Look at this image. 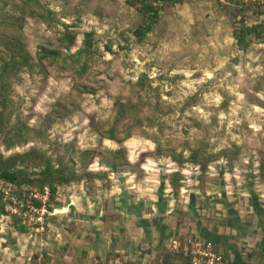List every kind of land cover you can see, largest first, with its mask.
I'll return each instance as SVG.
<instances>
[{
    "label": "rangeland",
    "instance_id": "obj_1",
    "mask_svg": "<svg viewBox=\"0 0 264 264\" xmlns=\"http://www.w3.org/2000/svg\"><path fill=\"white\" fill-rule=\"evenodd\" d=\"M21 1L0 0V20H11L0 31H13L15 24L10 23L20 19L17 24L22 26L27 49L35 59L39 45L58 46V28H49L27 16L28 9ZM40 1L57 12L61 21L74 26L77 37L68 52L80 49L83 35L93 33L94 51L106 64L101 66L100 77L98 70L91 76L94 95L77 96L70 78L45 77L38 68L15 72L7 106L0 107V154L7 158L30 151L45 152L57 162L53 163L55 168L62 167L64 175L71 171L77 176L73 180L76 183L60 188L59 195L94 201L92 205L97 209L134 196L139 213L143 209L141 215L145 217L151 211H161V199H169V217L176 213L180 219L174 223L183 229H200L199 219L212 221L216 209L213 201L219 195L205 202L194 188L199 167L169 158L157 160V145L152 138H158L163 153L169 154L173 146L178 153L185 140L204 139L205 154L226 152L229 156L211 162L209 176L224 185L236 184L242 190L236 192L244 193L246 201L250 194L264 192V40L238 50L232 38V23L240 22L242 17L232 19L234 10L225 11L216 4L217 15L208 9L184 17L177 13L176 4L170 14L163 12L151 31L137 42L132 32L143 19L125 0ZM123 32L130 37V44L121 50L114 40H120V46L126 45L119 37ZM139 80L143 84L135 86ZM116 98H133L144 109L140 120L130 122L139 126L138 131L122 144L103 139L98 133L99 126L113 117ZM145 134L152 138L146 139ZM87 153L91 157L87 158ZM54 155L62 159L60 164ZM85 169L98 176L89 181L82 176ZM39 170H28L29 178H40L33 173ZM179 170H185L187 182L177 200L170 192L167 174ZM43 190L28 185L18 188L0 179V253L2 247L10 245L6 242L12 233L24 234V264L47 263L43 238L39 244L36 240L38 236L47 238L50 232L51 191ZM15 197L26 205H14ZM10 246L16 249L19 245ZM143 254L144 250L140 256L145 258ZM129 260L128 264L135 261Z\"/></svg>",
    "mask_w": 264,
    "mask_h": 264
},
{
    "label": "trees",
    "instance_id": "obj_2",
    "mask_svg": "<svg viewBox=\"0 0 264 264\" xmlns=\"http://www.w3.org/2000/svg\"><path fill=\"white\" fill-rule=\"evenodd\" d=\"M22 1L28 9L27 16L46 24L49 28L51 26L58 28V46L52 47L48 45H39L36 58L34 59L27 49L22 26L17 24V22H21L20 19L15 18L14 21L10 23L15 24V26L12 25L14 28L13 31L9 30L7 33L4 30L0 31V107L5 108L7 106L11 90L10 81L11 78L14 77L15 72L31 70L33 68H38L45 77L70 78L73 81V93L77 96L84 94L94 95L96 93V88L92 82L91 76L96 73V70H98L99 73L97 78L100 77L103 73L101 66L105 67L106 64L101 62L94 51V34L85 33L83 35V46L74 53L68 52V50H70L75 44L77 37V33L73 30L74 26H69L61 21L62 17L58 16L57 12L48 8L40 0ZM190 1L191 0H125V4L129 8L134 9L143 19L132 32L136 37V41L140 42L143 40L146 34L151 31L153 25L163 17V12L165 14H170L174 5L184 4ZM215 2L225 11L234 10L235 15H232V19L242 17L240 22L232 23V38L235 40L238 50L244 51L251 43L262 42L264 40V19H255L249 14L250 12H256L255 14L258 16L264 14V6L255 7L252 5H240L237 7H228L221 6L216 0ZM159 3L163 4L160 5ZM251 18L253 20L252 22L249 21ZM0 21H2L0 22V27H3V24H6L11 20L3 19ZM59 27L61 29H59ZM2 32L5 33L2 34ZM126 36L127 35L124 32L119 36L122 39L121 41L126 43L124 46H120V40H117L116 38L114 40L119 42L118 46L121 50L129 47L130 37L128 38ZM112 42H110L109 46H106L108 51H111L110 46ZM142 84L141 80H139L135 86H140ZM132 99L133 98L127 100L122 98L115 99L113 117L99 126L98 133L100 137L116 144H122L132 138L133 134L138 131L139 126L136 128L130 124V122L133 120H140V115L144 113V109ZM2 115L1 111L0 120ZM0 130H2L1 125ZM145 137L148 136L145 134ZM151 138L148 137L146 139ZM200 141L201 142L185 140L182 142V149L178 153L176 149L177 147L173 146L174 151L169 154L163 153V146L158 138H152V142L157 145V151H155L154 154V157L157 160L169 158L180 164L186 163L188 165L192 164L194 167H199L200 174L197 177L195 176V188L198 189L199 194L204 198V201L208 202L213 196L212 193L214 195L217 194L216 191L221 184V181L218 178L207 174L209 165L211 162L218 161L222 158L225 159L229 156L226 152L218 153L217 156H208L205 154L207 153L205 149L206 140L201 139ZM168 142L169 141H166V143ZM185 151H187L188 154H185L187 153ZM91 155L92 154L87 153L85 156L89 158ZM56 156L57 155H54V157ZM51 157L52 156H47L43 151H30L28 153L14 155L7 158L0 154V179L5 184H13L18 188H22V186L25 185L32 188H39L42 191H44L43 189L48 188L51 191L52 202L49 204V211L52 212L54 208L62 206V197L59 195L60 188L72 184L71 182H73L77 176L75 177L73 175L74 173L71 171L68 176L64 175L62 167L55 168L53 163L57 162H54ZM56 158L60 164L62 159L58 157ZM108 165L116 168V165L114 164ZM37 168H41V170L33 173L39 175L40 178L36 180L30 179L28 176V170H34ZM262 168L264 170V165ZM85 171L86 172H84L82 176H86L89 181L93 177L98 176L96 172H91L86 169ZM183 171L185 170L173 171L167 174L171 193L177 200L184 194L182 190L186 187L187 175ZM78 178L81 177L79 176ZM85 184L88 185L87 183ZM92 184L93 183H91V185ZM2 197L3 196H1V198ZM36 205L40 206V203H36ZM2 207H4L3 204ZM1 214H3V212H1ZM184 237L185 236H179L177 238L183 239ZM119 255L120 254H112L111 256L117 257ZM161 256V261L157 264H170L172 260H179L183 264H189V261L181 254L172 253L169 249L163 250ZM125 264L128 263L125 261ZM129 264H131V262H129Z\"/></svg>",
    "mask_w": 264,
    "mask_h": 264
},
{
    "label": "crops",
    "instance_id": "obj_3",
    "mask_svg": "<svg viewBox=\"0 0 264 264\" xmlns=\"http://www.w3.org/2000/svg\"><path fill=\"white\" fill-rule=\"evenodd\" d=\"M178 6L177 13H182L184 17L208 9L211 14L217 15L215 0H191ZM255 13L249 14L252 18L264 19V14L258 16ZM233 188V191H229ZM236 191L242 190L236 184L229 186L221 182L217 194L208 200L210 203L219 195V199L213 201L217 209L214 210L213 220L205 223L199 219L200 229H192L191 226L183 229L178 223L175 224L180 218L176 213V216L169 217V199H161V211H151L144 217L141 215L143 209L139 213L136 207L134 196L128 200H113L114 206L107 204L108 207L105 205L97 209L92 205L94 201L86 202L78 200L76 195L63 194L62 206L49 213L51 222L47 238L38 236L36 240L39 244L43 238L46 264H93L96 260L112 257V254H120L117 257L125 261L133 258L135 264H157L170 241L187 234L213 242L216 251L223 255L227 264H264V192L252 193L246 201L243 198L245 194ZM194 195L196 200L198 197ZM215 215L219 217L215 218ZM15 234L12 233L9 238L7 236L6 243H18L19 246H15L16 249L10 245L2 247L1 264H24L22 253L25 251L21 249L26 238L24 234ZM142 250L145 258L140 256ZM170 264L183 263L172 260Z\"/></svg>",
    "mask_w": 264,
    "mask_h": 264
},
{
    "label": "built area",
    "instance_id": "obj_4",
    "mask_svg": "<svg viewBox=\"0 0 264 264\" xmlns=\"http://www.w3.org/2000/svg\"><path fill=\"white\" fill-rule=\"evenodd\" d=\"M221 6L237 7L240 5L264 6V0H216ZM35 204L37 203L34 200ZM14 205L23 207L26 202L14 198ZM27 209L29 210L28 202ZM30 211V210H29ZM45 211V210H44ZM16 211H14L15 213ZM31 212V211H30ZM19 213V212H18ZM17 215V214H15ZM23 216V214H18ZM40 220V218H38ZM170 252L181 254L189 261V264H227L223 255L216 251L213 242L204 240L198 236L187 235L183 239L174 238L168 244ZM93 264H125L121 257H109L96 260Z\"/></svg>",
    "mask_w": 264,
    "mask_h": 264
}]
</instances>
